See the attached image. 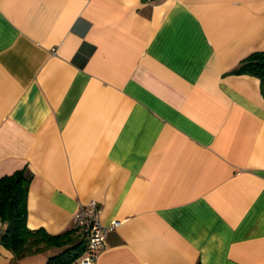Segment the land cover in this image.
Instances as JSON below:
<instances>
[{
  "label": "crops",
  "instance_id": "0c3cea01",
  "mask_svg": "<svg viewBox=\"0 0 264 264\" xmlns=\"http://www.w3.org/2000/svg\"><path fill=\"white\" fill-rule=\"evenodd\" d=\"M259 50L264 0H0V176L31 173L27 226L73 230L94 199L119 224L90 264H264V93L235 71ZM59 250L0 241V264Z\"/></svg>",
  "mask_w": 264,
  "mask_h": 264
},
{
  "label": "trees",
  "instance_id": "16d2710c",
  "mask_svg": "<svg viewBox=\"0 0 264 264\" xmlns=\"http://www.w3.org/2000/svg\"><path fill=\"white\" fill-rule=\"evenodd\" d=\"M236 72L253 74L259 78L264 93V51L249 53L235 68ZM31 173L26 167L0 176V221L6 223L0 235L1 244L13 252L16 258L35 253L43 248H60L49 256L44 264H72L77 262L84 250L82 242H70L75 231L58 234L48 233L43 228L27 226V195Z\"/></svg>",
  "mask_w": 264,
  "mask_h": 264
},
{
  "label": "built area",
  "instance_id": "2783aa9c",
  "mask_svg": "<svg viewBox=\"0 0 264 264\" xmlns=\"http://www.w3.org/2000/svg\"><path fill=\"white\" fill-rule=\"evenodd\" d=\"M72 222L76 237L84 245L83 253L77 260L81 264H90L96 259L105 248L108 233L119 224L118 221L103 223L100 219V207L94 199L77 206Z\"/></svg>",
  "mask_w": 264,
  "mask_h": 264
}]
</instances>
